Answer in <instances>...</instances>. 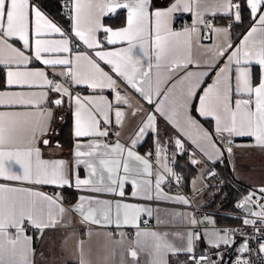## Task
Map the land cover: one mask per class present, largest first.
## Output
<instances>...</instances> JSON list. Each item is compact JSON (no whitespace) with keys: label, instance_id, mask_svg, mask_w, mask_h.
Instances as JSON below:
<instances>
[{"label":"snow or ice","instance_id":"6c2138e0","mask_svg":"<svg viewBox=\"0 0 264 264\" xmlns=\"http://www.w3.org/2000/svg\"><path fill=\"white\" fill-rule=\"evenodd\" d=\"M246 4L254 19L259 13L258 23L264 30V0H246ZM93 9H96L100 15L105 14V11L115 13L117 9H126L128 26L119 31L104 27ZM233 9H235L234 12ZM191 11V0H174L167 8H154L152 0H74L69 9L70 15L75 13L71 16L74 21L72 32L89 49L94 50L95 57H98L99 61L111 66V73L115 74L114 77L89 54L77 52L73 59L71 55L74 43L72 36L63 32L56 23L48 19L34 0H0V65L6 69L7 84L9 86H39L46 89L38 93L0 92V106H20L36 110L35 113L32 111L0 112V180L21 182V184L54 185L60 188L72 186L66 167L67 162L43 159L40 147L41 143L45 146L49 145L50 141L45 136L49 132L55 134L50 127L55 119V109L61 108L66 102L69 105L74 102L76 106L74 112V136L77 138L74 153L77 158L76 164H86L89 170L88 179L81 180L78 175L76 176L75 187L78 189L85 185H92L93 178L98 177L97 182L104 184L105 187L103 189L93 188V191L115 194L119 190L118 195L123 197L125 195L124 188L130 182L134 189L131 195L133 197L140 196L141 183L150 185L151 182H138L136 178L130 179L133 169L130 168L128 160L123 157L126 151L128 158L138 161L140 165H143L144 172L152 174V165L149 160L136 154L133 148L145 134L156 131V113L164 116L170 122H173V117L177 118L174 126H177L178 121L182 119L185 126L195 128L199 140L193 142L202 152H205V155H208L213 163L222 159L225 153L229 156L232 155L234 137L254 138L255 146L264 148V38L260 40L258 47L250 48L248 37L257 32V28L253 27L241 45L233 49L232 44H227L226 47L219 49L217 55L223 57L227 54L228 64L220 69L212 84L202 88L201 85L205 83L203 77L208 75V71L198 74L187 71L188 66L193 63L190 58L192 36L198 29L193 26L185 28L183 32H176L170 26V20L174 13ZM221 11L226 15H234L236 21L241 19L240 4L233 3V0H225L220 8L213 11V15ZM198 17L195 23L204 24L210 31H227L226 29H213L212 25L204 20L202 14H198ZM101 30L106 34L105 38L108 44L126 41L128 47L120 51L100 50L97 33ZM30 33L35 37L34 53L32 54H26L24 50L15 47L10 42L20 41L23 49H30ZM53 33L60 34L64 38L60 40L42 38ZM185 49L188 50L189 56L187 59H182ZM229 49L233 50L229 52ZM43 54H55V58H47ZM33 59L46 66H65L67 71L56 74L65 77V81L61 83L50 79L43 69H28L27 65ZM82 60L87 61L91 69L89 73L80 71ZM253 63L260 67L258 79L252 71ZM213 67L215 66H208L209 69ZM153 68L156 69L158 81L155 93L152 92L150 86L147 91L143 87L146 79L151 77ZM162 69L167 73L164 81L166 84L169 81H174V78H178V81H174L171 87L166 88L163 93L159 87ZM220 73L226 74V83L223 88L220 84ZM69 80L75 85H87L94 92L96 90L103 91L105 88L115 91L116 104L107 102L105 105L107 110H105L101 104L107 98L102 95L81 97L76 94L73 96L70 87L65 86ZM176 82L181 85L180 95L176 101L179 110L174 108L169 115L161 107L163 101H154L153 95L157 97L163 95L167 99L168 93L176 87ZM121 88L125 89V92L129 88L134 90L147 104L154 106V111L144 114L135 137L131 140V146L127 148L119 141L112 146L101 139L109 135L108 125L112 123L110 116L112 109L116 108L115 123L122 125L125 113L119 109V105L127 104L132 107L128 95L121 94L119 90ZM50 93L57 95L50 99ZM65 97H67V101L64 99ZM193 101H198V106L194 105ZM49 103L53 107H41ZM193 110L199 116L215 121L214 132L205 129L199 123L192 115ZM138 112H143V109L137 108L132 115L135 116ZM116 135L119 136L120 133L117 132ZM80 138H91L88 151L81 150ZM25 140L24 147L16 146ZM201 141L209 145L214 153L206 152ZM56 146H60L58 142ZM176 146L183 149L180 139L176 140ZM81 157L92 159L83 160L80 159ZM192 162L197 163L198 161L193 160ZM17 165L19 170H14ZM161 166L168 174L175 175L167 164ZM121 169L123 174H121ZM139 171L138 168L135 169L137 176ZM176 179L179 181L180 177L177 176ZM164 180L165 176L157 173L155 198L176 199L187 205L189 201L184 197L172 198L163 195L161 184ZM106 181L107 183H105ZM258 192L261 200L259 203L260 212L253 213L247 207L250 204H257L254 199L256 193L244 197L237 207L245 208L257 218L256 220L244 219L243 224L256 226L259 222L260 227L257 231L261 233V239H264V186L260 187ZM144 198L153 199L150 187L145 188ZM61 199L33 188L14 187L8 183H0V264H5L3 259L5 251L10 250L15 254L18 245L21 246L19 259L13 260L11 264H33L29 258V254L33 252L31 248L32 236L26 235V231L31 228L42 237L45 229L55 228L58 221L52 213L53 206L59 210L61 216L68 211L61 203ZM94 203L104 205L106 211L102 210V219L97 218L98 209L92 207ZM38 204L48 206L47 220L37 211ZM70 211L78 213L82 223L108 226L113 223L109 215L111 204L107 201H94L81 197L80 202L74 205ZM130 212L134 213L131 218ZM144 212L151 216L150 209L117 202L115 205V226L119 228L122 224L128 225L131 221L133 226L139 229L140 214ZM190 223L195 225L199 222L193 217ZM235 231L238 230H233V232ZM141 234V231L138 230L136 236L139 237ZM151 235L157 240V244L156 258L150 264H168L167 255L181 253L190 255L191 264H216L210 255L196 256L194 241L197 233L195 232L188 233L187 245L182 248L169 243L166 239L167 233L152 232ZM240 235L245 239L237 251L240 254L250 255L248 234L241 232ZM207 236V232L202 234V238ZM215 236L216 239L207 240L213 249L220 248L221 244L231 247L237 243L236 240L230 239V234L227 231L223 236L216 232ZM82 245L83 241H80L78 246ZM259 252L264 253V243L260 244ZM137 255L135 249L130 250L134 264ZM80 264H84L83 259ZM236 264H250V262L238 259Z\"/></svg>","mask_w":264,"mask_h":264},{"label":"crops","instance_id":"0c3cea01","mask_svg":"<svg viewBox=\"0 0 264 264\" xmlns=\"http://www.w3.org/2000/svg\"><path fill=\"white\" fill-rule=\"evenodd\" d=\"M174 0H152V4L154 8H167ZM74 3V0H71V7ZM192 3V11L191 12H176L172 15L170 20V26L173 31L183 32L185 28L191 27H182L175 28L174 27V18L178 13H184L187 17L191 18L193 21V26H195L198 31L192 36V45L190 50V58L193 61L192 64L188 66L187 71L193 73H201L204 71H208V75L204 76L203 79L205 83L201 85L202 88H206L208 85L212 84L216 79L217 73H219L221 68H224L225 65L228 64L227 54L221 57L217 55V51L221 48L226 47L227 44H232L233 49L236 46L241 45L244 41L247 34L251 31L253 27L257 28V32L253 33L251 37H248V46L252 48L253 46L258 47L259 42L262 38H264V30H262L261 25L258 23V16L253 20L249 28L246 32L237 40H233L231 23L235 20L234 15H226L222 11L216 12L213 15V11L220 8L221 5L225 3V0H191ZM233 3H238L236 0H233ZM40 10L44 13V15L50 19L52 22L56 23L63 32L66 30L59 25L56 21H54L48 14H46L41 8ZM126 12V22L124 25L119 27H113L104 22V18L108 14L105 11V14L100 15L96 9H93V12L99 16L101 23L104 27L111 28L113 31H119L128 26L127 24V10ZM235 9H233V12ZM74 15L75 13H71ZM198 14H202L204 20L210 19L212 21L213 29H226L224 32H216L206 30L203 24L195 23L198 20ZM217 15H225L229 16V22L219 23L214 20ZM72 20V25H73ZM85 22H87L85 20ZM192 26V27H193ZM207 31L208 38L202 39L201 35ZM103 31H99L97 33V40L100 42V50L103 51H120L124 48L128 47V43L126 41H118L116 44H108L107 40H102ZM73 38V50L72 57L75 58L77 52H83L91 55L94 59H96L100 66L111 75L115 77L114 73H111V66L105 64L103 61H99L98 57H95V52L92 49H89L87 45L83 44L78 38L75 37L74 33L71 35ZM43 39L50 40H60L62 37L60 34H50L42 37ZM14 44L15 47L20 48L25 51L26 54L34 53L35 47V37L30 33V49H23L22 42L20 41H10ZM74 44L81 45L82 48L74 49ZM233 49H229L228 51H232ZM47 58H55V54H43ZM67 55V54H62ZM189 56V52L187 49L182 53V59H187ZM209 65H214L215 67L209 69ZM2 66V65H0ZM4 67V66H3ZM15 67V66H13ZM234 67V66H233ZM253 73L256 70L259 71L260 75V67L253 63L251 65ZM23 69V66H21ZM28 69H43L47 72L50 79H55L58 82L63 83L61 76L56 75L62 71H67V68L62 65H57L55 67L46 66L40 61H36L35 59L27 65ZM80 71L82 73H89L91 71L87 61L80 62ZM183 75V73H181ZM167 77V73L162 69L161 76L159 80V87L161 92L171 87L174 81H178V78H174V81H169L167 84L164 82ZM235 80L234 72H233V83ZM5 83L6 86L4 88H0V92L2 93H30V92H40L45 91L46 89L41 88L39 86H9L7 84L6 77V69H5ZM226 83V74L220 73V84L221 88L224 87ZM65 86L70 87V91L73 93V96L79 94L81 97H96L98 95H102L106 97V101L101 104V107L105 110V105L107 102H111L113 105L116 104L115 101V91L109 90L105 88L103 91L96 90L95 92L88 88L87 85H75L72 84L69 80ZM71 86L75 89L72 90ZM151 87L153 93H155L158 81L156 76V69L153 68L151 77L146 79L143 87L147 91ZM82 88H87V91H81ZM122 95L127 94L132 107H129L127 104H120L119 109L125 113L123 117V124L117 125L115 123V110L114 107L110 113L112 123L108 125L109 127V135L107 137L101 138L105 143L114 146L117 141L120 144L125 145V147L131 146V140L135 137V133L140 126L141 119L144 114L149 111H154V106L147 104L143 98L136 93L132 89H119ZM181 85L176 82V87L173 91L168 93L167 99L163 95L157 97L153 95L154 101H163L161 105L162 109L171 115L173 109L175 108L177 111V99L180 95ZM57 94L50 93V99L56 97ZM67 101V97L64 98ZM193 104L198 106V101H193ZM41 107H53L51 103L42 105ZM75 103L72 102L71 105L69 103H65L61 108L55 109V119L51 123V129L54 130L55 134L49 132L45 136L46 139L50 141L49 145L45 146L42 143L40 147L42 149V158L45 160H64L66 161V167L68 171V175L70 180L72 181V186H64L63 188L54 186V185H32L15 181H3L0 180V183H8L14 187H26L33 188L34 190H38L44 192L48 195H54L50 190L51 189H59L60 194L58 197L62 198L61 203L63 204L66 211L63 216L59 213V210L53 206L52 213L56 217L58 223L55 228L45 229L43 232V236L41 237L39 233L37 236H33L27 229L26 235L32 236L31 248L33 250L32 253L29 254V258L33 261V264H80L81 259H83L84 264H134L132 257L130 256V250L135 249L138 253L135 264H150V262L156 258V244L157 240L151 235L152 232H156L158 234L167 233V241L173 244L175 247L182 248L186 247L188 240V233L193 232V224L190 223L191 219L194 217L199 223L201 222V214L205 211H201L196 213L192 207L198 208H208L206 207L207 202L209 201V190L208 188H204V179L203 175L206 172L207 168L213 164V161L209 159L208 155H205V152H202L200 148L197 147V144L193 141L199 140V136L197 135V131L195 128H188L185 126L182 119L178 121L177 126H174V123L177 122V118L173 117V122H170L168 119H165L164 116L156 113V131H152L150 133L145 134L140 140L137 142L133 151L139 156L146 158L152 165V174L149 175L147 172L143 171V165H140L138 161L130 159L127 157V152L125 151L123 159H127L130 168L133 169V172L130 175L131 178H136L138 182L150 181V185H145L141 183V195L137 197H133L131 193L133 192V186L129 182L126 184L124 188L125 195L123 197L118 195L117 193H108L105 191H93V188L103 189L105 187L104 184L98 183V177L93 178L92 185H85L81 188L75 187V178L78 175L81 180L89 178V170L86 164H76V157L74 155L76 151L77 138L74 136V127H75ZM137 108H142L143 112H138L135 116L132 115L133 111ZM70 110L72 113V142L70 145L66 146L62 144L59 140V131L60 127L54 128L55 120L61 122L67 112ZM32 111L36 112L35 109L32 108H24L20 106H0V112L5 113H20ZM192 115L196 117L199 123L207 130L212 132L202 121L205 119L204 117L199 116V114L193 110ZM211 120V119H208ZM213 123V127H215V121L211 120ZM119 132L120 135L117 136L116 133ZM91 138H80V143L82 145V151L89 150V143ZM180 139L183 143V149H180L176 146V140ZM57 142L59 143V147H57ZM151 142L149 146L146 148L145 143ZM203 147L206 152L209 154H213L214 150L201 141ZM26 145V140L20 142L18 147H24ZM144 147V148H143ZM185 154L191 164L195 166L196 171L194 176L190 179L189 182L184 183V194L178 192H168L165 188V180L161 184L162 193L165 197H184L189 203L183 204L176 199H156L155 198V181L157 177V173L165 176V172L161 165L167 164L169 168L172 169V172L176 175L178 172L176 170V160L182 154ZM112 158V157H109ZM119 158V157H115ZM236 158L242 159L244 162H252L248 163V166H256L258 169V173H262L264 175V148H260L255 146L254 138L241 136L233 138L232 145V155L229 156L225 153V156L217 160L219 162L228 161L231 166L232 173L234 178L248 185L251 189H259L264 186V180L261 182H255L249 176H238L236 172ZM80 159L89 160L92 159L90 157H81ZM198 161L197 163H193L192 161ZM252 164V165H251ZM139 169V175H136L135 169ZM14 170H19V166H15ZM121 174H123L121 169ZM174 175V176H175ZM237 177H236V176ZM107 183V181L105 182ZM150 187L151 194L153 195V199L144 198V190L145 188ZM188 196H192L191 201L188 199ZM81 197H86L91 200H99V201H107L111 204V211L109 213L113 223L108 225H97L91 223H82L81 217L78 213L71 212L72 207L80 202ZM117 202L121 204L127 203L132 205H137L143 208H147L151 210V216L148 215L147 212L140 214L139 220V229L133 226V223L130 221L128 225H121L124 227H128L133 230V235L131 237L123 236H115L111 231L110 227L115 225V205ZM87 207V205H86ZM93 208L98 209L96 212V216L98 219H102V210L106 211L103 204L97 205L93 204ZM42 209V212H40ZM209 209V208H208ZM37 211L42 217L47 220L48 214V206L46 204L37 206ZM207 212V211H206ZM210 213V212H207ZM213 214V213H212ZM134 215V213H129V216ZM147 216L152 221L151 226H146L141 224V217ZM122 218V217H121ZM203 224V223H202ZM206 225V224H204ZM141 231V235L139 237L136 236L137 231ZM205 230V229H204ZM14 231V230H13ZM205 233V231H204ZM179 234V235H177ZM207 239V238H206ZM83 241L82 246H78L79 242ZM82 248V250H81ZM21 252V246L18 245L16 249V253L13 254L10 250L5 251L3 254V259L5 264H11L13 260H18ZM187 253H181L179 255H167L166 259L168 260V264H184L186 262Z\"/></svg>","mask_w":264,"mask_h":264},{"label":"built area","instance_id":"2783aa9c","mask_svg":"<svg viewBox=\"0 0 264 264\" xmlns=\"http://www.w3.org/2000/svg\"><path fill=\"white\" fill-rule=\"evenodd\" d=\"M68 3V1H66ZM208 23L212 25V21L210 19H206ZM204 25V24H203ZM193 21L191 18L187 17L184 13H178L176 14L174 18V27L175 28H182V27H192ZM204 28L206 30H209L207 27ZM106 34L102 33V40H105ZM202 39L208 38V32L205 31L201 35ZM78 45V47H77ZM82 48L79 44H74V49H80ZM65 77L62 78V81H65ZM72 90H75L71 86ZM179 176L180 180L177 181L176 177ZM204 179V188H214L218 191L221 190V188L225 185L226 179L222 172L214 165H210L206 172L203 175ZM184 175L182 172H177L176 175H170L168 173H165V188L168 192H178L181 194H184ZM54 195H59L60 190L59 189H51L50 190ZM251 193H256L254 196V199L257 201V204H250L247 207L251 209L253 213L260 212L261 208L259 207V203H261L260 200V193L258 192V189H251L249 192L243 194L240 199L238 200L237 204L244 199V197L248 196ZM188 199L191 201L192 196H188ZM193 210L196 213H199L201 211H207L210 213H215V210L208 209V208H198V207H192ZM235 212H221L223 214H227L231 217H233L235 220L228 223H223L217 227H222L225 229V231L229 232L230 239H234L237 241V243L231 247L222 245L218 249H213L211 246L207 243L206 238H202V234L204 233V229L206 225L202 223H197L193 225V232L197 233V237L195 238L194 244H195V250H196V256L200 255H210L211 258L216 261V264H236L238 259L247 260L250 262V264H264V253L259 252L260 244L264 243V239H261V233L257 231V229L260 227L259 222L256 226L252 225H244L243 220L244 219H252L256 220L257 218L254 215H251L245 208H238ZM141 224L146 226H151L152 221L147 216L141 217ZM233 230H238L233 232ZM28 231L33 235L37 236V232H35L33 229L28 228ZM110 231L115 236H120L121 234L131 237L133 235V230L121 226L117 228L115 225L110 227ZM241 232H246L248 234V242L251 249L250 255L240 254L238 253L237 249L240 247V244L244 242V237L240 235ZM184 264H191L190 255L187 254L186 262Z\"/></svg>","mask_w":264,"mask_h":264},{"label":"trees","instance_id":"16d2710c","mask_svg":"<svg viewBox=\"0 0 264 264\" xmlns=\"http://www.w3.org/2000/svg\"><path fill=\"white\" fill-rule=\"evenodd\" d=\"M68 1V3H66ZM240 4L241 19L238 22L231 23V30L233 40L237 41L249 28L254 18L251 15L250 9L246 4V0H236ZM34 2L54 21L61 25L66 32L73 35L72 32V14L70 15L69 9L71 8V0H34ZM214 20L219 23L229 22L230 17L225 15H217ZM104 22L113 27H119L126 22V12L124 9L116 11L115 13L108 14L104 18ZM254 76L259 78V71L256 70ZM5 83V68L0 66V88H4ZM81 91H87V88H82ZM204 124L214 132L213 123L211 120L202 119ZM60 127L59 140L62 144L68 146L72 142V113L68 109L63 120L59 122L55 120L54 128ZM151 142L145 143V148ZM143 147V148H144ZM224 175L226 179L225 185L218 192L216 189L209 187V201L206 207L215 210L217 218L224 223L232 222L235 219L227 214L221 212H235L237 209V202L240 197L249 192L251 188L243 182L234 178L231 166L228 161L213 163ZM176 170L182 172L184 175V182L187 183L194 176L196 168L191 164L188 157L183 153L178 157L175 163Z\"/></svg>","mask_w":264,"mask_h":264},{"label":"rangeland","instance_id":"374dc122","mask_svg":"<svg viewBox=\"0 0 264 264\" xmlns=\"http://www.w3.org/2000/svg\"><path fill=\"white\" fill-rule=\"evenodd\" d=\"M236 163H237V165L235 168L237 169L236 172H237L238 176H244V177L249 176L255 182H261L264 180V175L262 173H258V169L256 166H248V163H252V162H250V161L244 162L242 159L240 160L239 158L238 159L236 158ZM220 191L221 190H219L218 192H220ZM237 210L238 209H236V211ZM201 222L203 224H206L204 231L208 233V236L206 237L207 240L216 239L217 238L215 236L216 232H219L221 234V236H223L224 233L226 232L224 228L217 227V226L223 224L224 222H222L220 219H218L216 214L203 212L201 214ZM222 245H224V244H221V246Z\"/></svg>","mask_w":264,"mask_h":264},{"label":"water","instance_id":"95a60500","mask_svg":"<svg viewBox=\"0 0 264 264\" xmlns=\"http://www.w3.org/2000/svg\"><path fill=\"white\" fill-rule=\"evenodd\" d=\"M119 10H122V9H117L116 11H119Z\"/></svg>","mask_w":264,"mask_h":264}]
</instances>
